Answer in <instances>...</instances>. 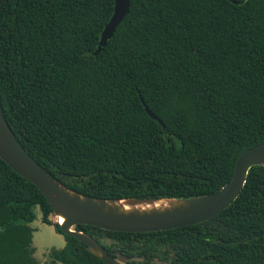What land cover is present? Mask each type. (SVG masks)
Returning a JSON list of instances; mask_svg holds the SVG:
<instances>
[{
  "label": "trees",
  "instance_id": "trees-1",
  "mask_svg": "<svg viewBox=\"0 0 264 264\" xmlns=\"http://www.w3.org/2000/svg\"><path fill=\"white\" fill-rule=\"evenodd\" d=\"M0 0V106L23 149L68 189L106 199L218 192L264 143V0ZM162 122L151 119L140 102ZM41 192L0 159V264H38V219L64 238L46 264H105L63 235ZM128 264H264V167L193 226L74 228Z\"/></svg>",
  "mask_w": 264,
  "mask_h": 264
},
{
  "label": "water",
  "instance_id": "water-1",
  "mask_svg": "<svg viewBox=\"0 0 264 264\" xmlns=\"http://www.w3.org/2000/svg\"><path fill=\"white\" fill-rule=\"evenodd\" d=\"M232 3L237 4L234 0ZM130 0H115L113 14L100 35L97 56L129 12ZM146 114L164 125L144 104ZM0 159L17 175L33 184L50 205L60 232L84 244L88 251L105 264H128L130 257L120 252L114 256L93 237L74 228L92 226L120 233H152L193 226L205 222L228 208L238 197L249 170L264 167V143L256 145L236 160L231 180L218 192L189 199H106L80 195L61 184L41 167L19 144L0 106ZM160 202L161 204H156ZM132 208L126 209L124 204ZM158 205V206H155ZM147 207V208H146Z\"/></svg>",
  "mask_w": 264,
  "mask_h": 264
},
{
  "label": "rangeland",
  "instance_id": "rangeland-1",
  "mask_svg": "<svg viewBox=\"0 0 264 264\" xmlns=\"http://www.w3.org/2000/svg\"><path fill=\"white\" fill-rule=\"evenodd\" d=\"M51 220L53 223L58 222L54 216L51 217ZM30 227L34 230L32 237L34 258L37 260L38 264H46L48 252L53 248H63L64 238L62 235L56 233L52 225L42 224L38 219H35V221L30 224Z\"/></svg>",
  "mask_w": 264,
  "mask_h": 264
},
{
  "label": "bare ground",
  "instance_id": "bare-ground-1",
  "mask_svg": "<svg viewBox=\"0 0 264 264\" xmlns=\"http://www.w3.org/2000/svg\"><path fill=\"white\" fill-rule=\"evenodd\" d=\"M122 204H124V207H125L126 209L132 208L131 206L127 205L126 203H122ZM156 204H161V203L158 202V203H156ZM155 206H158V205H155ZM146 208H147V207H146ZM57 221H58L59 223H61V222H62V218H57Z\"/></svg>",
  "mask_w": 264,
  "mask_h": 264
}]
</instances>
